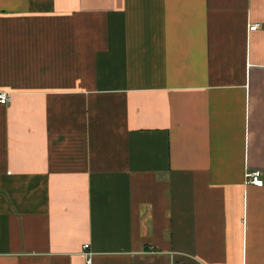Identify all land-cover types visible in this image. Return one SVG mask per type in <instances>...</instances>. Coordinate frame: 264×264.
<instances>
[{
	"label": "crops",
	"instance_id": "0c3cea01",
	"mask_svg": "<svg viewBox=\"0 0 264 264\" xmlns=\"http://www.w3.org/2000/svg\"><path fill=\"white\" fill-rule=\"evenodd\" d=\"M0 92V264H264V0H0Z\"/></svg>",
	"mask_w": 264,
	"mask_h": 264
},
{
	"label": "built area",
	"instance_id": "2783aa9c",
	"mask_svg": "<svg viewBox=\"0 0 264 264\" xmlns=\"http://www.w3.org/2000/svg\"><path fill=\"white\" fill-rule=\"evenodd\" d=\"M258 27L257 24H254L253 26H251L249 28L250 31H254L256 30V28ZM9 94L6 93V92H0V105H6L9 103ZM245 179H246V183L247 184H250V185H253V186H256L258 188L260 187H263V180H262V173L260 171H253V172H250V173H247L245 175ZM84 248V251H83V254L85 256V259H86V264H91L92 262V253L86 251L89 246L88 245H84L83 246Z\"/></svg>",
	"mask_w": 264,
	"mask_h": 264
}]
</instances>
